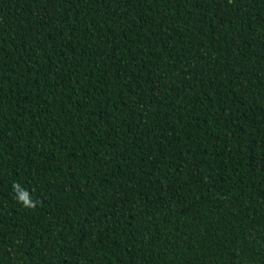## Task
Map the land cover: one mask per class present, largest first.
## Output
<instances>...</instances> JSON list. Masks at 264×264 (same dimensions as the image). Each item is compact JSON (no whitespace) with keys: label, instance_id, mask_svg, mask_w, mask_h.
Returning a JSON list of instances; mask_svg holds the SVG:
<instances>
[{"label":"trees","instance_id":"obj_1","mask_svg":"<svg viewBox=\"0 0 264 264\" xmlns=\"http://www.w3.org/2000/svg\"><path fill=\"white\" fill-rule=\"evenodd\" d=\"M0 264H264V0H0Z\"/></svg>","mask_w":264,"mask_h":264},{"label":"clouds","instance_id":"obj_2","mask_svg":"<svg viewBox=\"0 0 264 264\" xmlns=\"http://www.w3.org/2000/svg\"><path fill=\"white\" fill-rule=\"evenodd\" d=\"M14 191L19 192V195L15 197L17 201L21 204V206L25 209H35L37 207V202L34 201L29 192L27 190L20 191L21 185L19 183H15L13 185Z\"/></svg>","mask_w":264,"mask_h":264}]
</instances>
